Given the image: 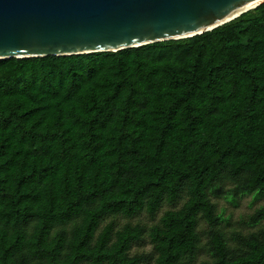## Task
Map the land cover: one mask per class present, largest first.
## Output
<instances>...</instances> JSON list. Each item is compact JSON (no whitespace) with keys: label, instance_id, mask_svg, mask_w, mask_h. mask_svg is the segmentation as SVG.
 Returning a JSON list of instances; mask_svg holds the SVG:
<instances>
[{"label":"trees","instance_id":"trees-1","mask_svg":"<svg viewBox=\"0 0 264 264\" xmlns=\"http://www.w3.org/2000/svg\"><path fill=\"white\" fill-rule=\"evenodd\" d=\"M211 193L264 197V3L189 38L0 59V264H146V238L155 264H264V227L228 238Z\"/></svg>","mask_w":264,"mask_h":264},{"label":"water","instance_id":"water-1","mask_svg":"<svg viewBox=\"0 0 264 264\" xmlns=\"http://www.w3.org/2000/svg\"><path fill=\"white\" fill-rule=\"evenodd\" d=\"M264 0H0V59L117 52L193 37Z\"/></svg>","mask_w":264,"mask_h":264},{"label":"rangeland","instance_id":"rangeland-1","mask_svg":"<svg viewBox=\"0 0 264 264\" xmlns=\"http://www.w3.org/2000/svg\"><path fill=\"white\" fill-rule=\"evenodd\" d=\"M231 186L232 185L227 184L224 189L228 190ZM211 199L216 205L217 212L222 217L221 227L228 238L232 237V235L235 233L245 235L257 231L261 227H264V224L257 227H249L244 224V220L247 218V216L253 214L258 208L264 205V197L247 194L241 195L234 200H227L223 196L221 197L215 193H211ZM185 200L186 196L184 194L182 198L179 199L175 204L164 203L154 218L150 217L147 213H141L138 216L132 218L120 216L117 217L115 221L118 227H121L126 223H142L146 226H151L160 221V218L165 211L180 208ZM201 228H207V225L202 222ZM203 239L206 241L208 238L207 236H204ZM135 253L148 254L151 259L146 264H155L154 259L156 255L148 238H146L142 243L134 245L132 254ZM211 262L212 258L210 254L206 251H203L200 253L196 264H209Z\"/></svg>","mask_w":264,"mask_h":264}]
</instances>
